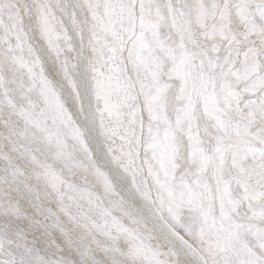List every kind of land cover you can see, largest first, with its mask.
<instances>
[{
    "label": "rangeland",
    "instance_id": "obj_1",
    "mask_svg": "<svg viewBox=\"0 0 264 264\" xmlns=\"http://www.w3.org/2000/svg\"><path fill=\"white\" fill-rule=\"evenodd\" d=\"M236 2L0 0V264H182L97 164L40 43L83 112L82 59L111 160L190 255L264 264V0L223 9ZM193 5L205 11L189 24L180 14ZM149 53L162 119L173 122L165 141L143 112L151 89L133 87L131 64L145 74ZM219 212L216 237L206 220Z\"/></svg>",
    "mask_w": 264,
    "mask_h": 264
},
{
    "label": "bare ground",
    "instance_id": "obj_2",
    "mask_svg": "<svg viewBox=\"0 0 264 264\" xmlns=\"http://www.w3.org/2000/svg\"><path fill=\"white\" fill-rule=\"evenodd\" d=\"M45 47H46L45 45L40 43L39 46L36 45V49H37L36 51H38V53L40 54V56L43 60V64H44V67L47 71V74L52 78L55 85L60 89L62 97L64 99V102L66 103L67 108L70 110L73 119L78 123L80 128L83 130L84 136L87 140L89 148H90L97 164L100 167H102L109 174V176L111 177V179L114 182L115 188L120 193H122L124 195V197H126V199L130 200L133 203V205L135 206L136 213L139 215V217H142V219L144 218L147 222L149 221L152 224V227L154 228V230L160 236L164 237V234H166L168 236L166 238V240L171 244V246H173L175 248V250L178 254V258H180V261L182 264H202L197 258L190 255L187 247L180 240L176 239L175 235L172 232L173 229L170 226H168L166 222L164 223V221H163L164 219L162 218V216H160L159 213H157L154 208H152L147 202H145L142 198H140L138 196V194L133 190L134 188L130 184L127 175L121 169H119L116 165H114L113 161L111 160L109 153L105 147L104 141L102 139V135L100 134V126H99V122L97 119L96 110L94 109V106H93V95H92L93 90L91 89V86H90L91 83H89V81L85 77L86 68H85V64L82 63V59L79 60V65H80V69H81L79 74L82 75L81 76L82 80H81V84H80L81 85L80 89H81V94H82V103L84 106L83 112L81 110H79V108L76 104V101L73 98V94L71 93L69 87L65 84V82L62 80L61 76L55 71V69H53V66L51 64L52 62L49 61V56L47 53V49ZM139 58H142V61H143L144 57L141 55L136 56V59H139ZM147 59H149L150 61L149 62L146 61L148 65H145L147 67V71L145 72V74L141 70L144 67L143 63H141L139 61L137 62L136 60H134L135 63L131 64V69H132L131 72L134 74L135 80H136V85L133 87H136L137 90H139L140 92H143L144 88H148L149 90L150 89L152 90V91L150 90V93L148 91V93L145 95V99H144L145 104L143 105V108H144L143 112L145 114V119L148 120L147 125H149L151 127L152 126L155 127L154 131L159 130L160 134H161L162 141H165V140L169 139L167 136V133H166V129L169 130L170 128H172L173 122H171L169 124L168 122L165 121L166 119L165 120L162 119V109H160V106H159L160 102H161V98H162L161 91L159 90L162 87H161V84L157 81V78H158L159 72H160L159 68H158L159 61H158L156 56H154L150 53L148 54ZM87 74H89V73H87ZM182 109H184V108H182ZM150 114L153 115L152 119H150V117H149V116H151ZM179 124H181V122H178V125ZM151 127H148V129H150V130H147V131L150 132L152 130ZM183 134H185V133H183ZM157 136H158V134H157ZM198 138L200 139L199 136H198ZM197 140H195L191 144L195 145L196 143H199ZM203 141H204V139H203ZM201 142H200V144H201ZM181 143H182V141H181ZM200 144H199V146H200ZM183 145L181 144L180 148H182V149L184 148L183 150L185 151L186 155H188V151H189V149L191 150V147L187 145L188 147L185 148V147H183ZM201 147H202L201 151L204 153L205 152L204 147L203 146H201ZM201 147H199V148H201ZM219 147H220L219 144H217L213 147L215 149V152H217L218 154H219V150H220ZM199 148L197 147V149H199ZM213 155H215V153H213ZM216 156H217V154H216ZM24 157H25V155H24ZM217 157H219V156H217ZM27 158H28V156H27ZM219 158H221V157H219ZM28 161H27V163H28ZM189 163L190 162H188V164ZM186 188H187V190L191 189V191H193L192 186L189 187L186 185ZM191 191H189L187 193L189 196L191 195V193H190ZM190 208L194 212L197 211V208L194 207L193 205ZM199 210H201V209H199ZM257 215H258L257 217H261V218L263 217L262 214H257ZM208 217L209 218H207V216H206V218H207L206 226H209L211 229H213L212 231L216 232L213 234L217 235L216 237H219L221 232L214 231V230L216 229V222L221 219V212H219L215 216H208ZM252 218L255 220L256 217H252ZM204 222H205V220H204ZM209 227L207 228L208 231L210 230ZM234 230L235 229H233L232 231H234ZM229 231L231 232V230H229ZM229 231H227V232L224 231V232H226L228 234ZM69 254L73 255L72 253H69ZM72 258L76 262H80L79 259L75 255H73Z\"/></svg>",
    "mask_w": 264,
    "mask_h": 264
},
{
    "label": "snow or ice",
    "instance_id": "obj_3",
    "mask_svg": "<svg viewBox=\"0 0 264 264\" xmlns=\"http://www.w3.org/2000/svg\"><path fill=\"white\" fill-rule=\"evenodd\" d=\"M243 6H244L243 0H237L236 3H233V4H231V5H229L228 3H225V4L223 5V9L226 10V11H229V12H230L232 9H235V10L237 11V13H239V10H240ZM215 7H216V6L213 5V8H215ZM202 11H205V10H204L203 8H199V9H197L196 6L193 5V6H192V9H191L188 13L181 12L180 15H181L182 17H184V18L187 20V22H188L189 24H191V22H192V20H191L192 16H193L194 14L198 16L199 13L202 12ZM214 18H215V17H214ZM223 18H224L223 16L220 17V19H223ZM225 39L228 40V42H229L230 45L239 42V41H238V38H237L234 34H227V33H226V34H225ZM133 43H134V41H133ZM130 51H131V48H130ZM212 71H213V63H212V60L209 59V61H208V72L211 73ZM228 75H237V76H238V73H235V72H233L232 70H229ZM220 77H221V79H226V78H227V77L225 76V74H224L223 71L220 73ZM249 108H250V111H251V110H252V106L249 105ZM230 123H231V121H227V122L225 123V130L228 129V126L230 125ZM250 151H251V154H252V158L255 159V155H256V154H255V151H254V150H250ZM244 155H245V158H247L248 153H245ZM260 161H261V164L264 165V153H261V154H260ZM261 235H262V237H264V231H262ZM262 246H264V245H262ZM249 264H251V262H249Z\"/></svg>",
    "mask_w": 264,
    "mask_h": 264
}]
</instances>
